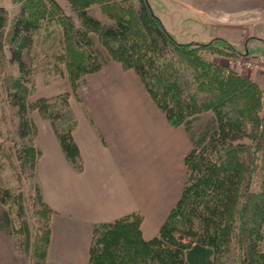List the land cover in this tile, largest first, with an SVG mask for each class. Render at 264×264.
<instances>
[{"label": "trees", "instance_id": "16d2710c", "mask_svg": "<svg viewBox=\"0 0 264 264\" xmlns=\"http://www.w3.org/2000/svg\"><path fill=\"white\" fill-rule=\"evenodd\" d=\"M65 1L80 22L78 27L56 0H24L12 19L5 62L16 63L22 75L11 86L3 81L8 104L15 110L13 137L0 132V168L6 160L18 173L17 180L21 173L28 178L36 175L40 150L33 139L36 127L30 116L36 110L50 122L67 161L80 169L72 138L75 120L58 130L53 121L60 116L49 114L57 98L27 99L30 71L24 51L31 45L32 34L51 20L58 21L66 49L93 46L95 38L87 34L91 32L106 54L96 46L93 62L69 61L70 79L77 81L110 61L133 70L168 124L185 128L191 149L183 159L186 177L179 198L158 233L144 239L137 213L96 224L87 264H264V90L216 58L235 50L222 39L201 44L176 42L146 0ZM93 5L100 7L108 22L92 14ZM6 23L7 14L0 8V63ZM33 188L39 205L49 214L41 253L32 264H47L52 210L40 187L34 184ZM2 192L0 203L9 197L8 191ZM15 197L21 217L23 193ZM21 223L27 239L26 222ZM0 224L10 226L6 211L0 213Z\"/></svg>", "mask_w": 264, "mask_h": 264}, {"label": "crops", "instance_id": "0c3cea01", "mask_svg": "<svg viewBox=\"0 0 264 264\" xmlns=\"http://www.w3.org/2000/svg\"><path fill=\"white\" fill-rule=\"evenodd\" d=\"M260 1H248L250 8ZM249 77L264 84L263 76ZM74 104L80 169L65 158L51 124L35 123L36 177L52 210L47 264H87L93 226L132 213L141 216L142 237H154L179 198L191 149L185 128L170 126L134 71L118 63L85 75Z\"/></svg>", "mask_w": 264, "mask_h": 264}, {"label": "rangeland", "instance_id": "374dc122", "mask_svg": "<svg viewBox=\"0 0 264 264\" xmlns=\"http://www.w3.org/2000/svg\"><path fill=\"white\" fill-rule=\"evenodd\" d=\"M56 1L63 8L64 13L73 18L75 26L78 27L80 22L69 9L67 2L65 0ZM146 1L154 16L176 42L201 44L214 39H222L235 52L216 58L223 60L231 70L248 76L252 74L253 79L256 74L264 77V3L261 2L262 0L256 2L259 8L255 10L250 8L252 5L248 2L250 0ZM21 3H24V0H0V8H3L7 14V23L4 28L6 32L4 58L0 63V132L10 136L14 133L12 123L15 109L8 104L3 91V81L6 80V83L11 86L22 75L16 63L5 62V59L9 58L7 50L10 25ZM91 9L92 14L102 23L108 22L99 6L93 5ZM60 28L57 20L45 22L32 34L31 45L24 51V60L30 71L26 77L29 80L26 84L28 101L34 102L38 98L56 97L57 99L50 104L49 114L53 117L58 114L60 119L53 121L55 128L65 130L67 124L73 119L70 108L78 100L76 98L78 88L83 79L82 76L77 81L70 79L68 62L83 60L82 64L87 65L94 61L92 53L96 46L101 50L102 55H105L106 51L98 37L91 32L87 34L95 38L93 46H89L88 49L70 46L66 49V45L61 41ZM256 83L264 90V84ZM64 102L67 103V108ZM30 116L34 127H36L35 123L49 122L36 110L32 111ZM36 134L35 138L33 136L34 141ZM6 144L9 145L10 142L7 141ZM3 163V167L0 168V195H3L4 190L8 191L9 197L0 203V213L2 211L8 213L10 226L8 228L0 226V264H32L38 259L46 238L49 212L39 205L33 188L34 184L39 186L36 175L28 178L27 175L21 173V180H17L18 173L12 170L6 160ZM19 191L23 193L21 217L17 214L18 206L15 197ZM22 221L26 222L28 229L27 239L22 228Z\"/></svg>", "mask_w": 264, "mask_h": 264}, {"label": "built area", "instance_id": "2783aa9c", "mask_svg": "<svg viewBox=\"0 0 264 264\" xmlns=\"http://www.w3.org/2000/svg\"><path fill=\"white\" fill-rule=\"evenodd\" d=\"M249 66V64H247Z\"/></svg>", "mask_w": 264, "mask_h": 264}]
</instances>
